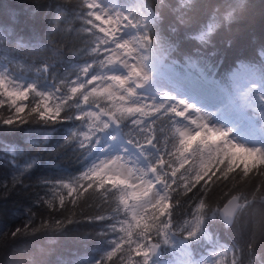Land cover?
Wrapping results in <instances>:
<instances>
[{
  "label": "trees",
  "instance_id": "trees-1",
  "mask_svg": "<svg viewBox=\"0 0 264 264\" xmlns=\"http://www.w3.org/2000/svg\"><path fill=\"white\" fill-rule=\"evenodd\" d=\"M114 1L128 9L138 37L151 42L166 75L176 81V74L211 72L216 87L191 90L193 95L227 101L236 110L235 122L264 144L262 116L242 105L233 79L245 66L264 91V0ZM91 11L85 0H0V66L31 86L60 95L55 104L63 107L55 121L33 114L13 124L3 122L15 114L13 107L0 108V264H108L106 254L123 237L120 223L131 217L121 187L111 183L91 193L74 213L70 204L59 207V195L66 192L60 182L79 178L96 151L83 138L90 122L85 109L109 107L96 96L85 103L87 88L79 94L71 91L76 79L100 73L107 65L102 33L88 22L94 19ZM40 100L33 88L26 103L31 107ZM136 117L111 121L123 139L145 146L167 191L147 208L152 213L136 233L147 228L145 238L161 245L164 259L170 252L162 226L179 230L196 217L200 229L195 237L180 231L191 260L199 263L223 252L234 257V264H264V165L253 161L255 168L242 175L248 164L234 160L228 177L208 192L192 183L201 171L198 151L181 165L175 121L182 117L169 109L155 110L146 114L145 126ZM162 158L166 164L158 163ZM234 194L243 204L228 224L219 210ZM161 201L165 212L157 207ZM96 216L104 218H89ZM117 264H129L127 254Z\"/></svg>",
  "mask_w": 264,
  "mask_h": 264
},
{
  "label": "snow or ice",
  "instance_id": "snow-or-ice-1",
  "mask_svg": "<svg viewBox=\"0 0 264 264\" xmlns=\"http://www.w3.org/2000/svg\"><path fill=\"white\" fill-rule=\"evenodd\" d=\"M87 7L91 9V17L89 24H94L95 28L103 33L101 37V43L107 46L111 43L109 38L115 39L116 32L119 30L122 24V19L117 14L116 16L109 15L108 10L102 7L98 0H85ZM98 22V23H97ZM203 39V36H201ZM119 47L125 52L130 54L131 47L128 41H124L119 44ZM111 55L107 57V63L113 64L117 61L122 63L128 68V75L112 77L96 76L92 83L77 84L71 89L73 94H79L83 92L85 88L89 91L84 92L83 99L87 103L94 96L102 98L109 102V107L101 108L100 113L86 112L85 116L93 118L90 128H95L97 125L95 121L100 118L101 114L109 116L113 121L119 122V117L128 116L143 111V106L140 104H134L131 97L136 95V88L132 87L133 80L136 81L137 86L143 84L148 77L143 71V68L139 64H129L127 60H124L121 54L114 49H109ZM264 55V53H261ZM88 67H85L83 71L88 72ZM250 69L245 66L234 73L233 79L243 80ZM219 76V72L216 73ZM110 79L112 83H105ZM176 82L186 85L188 88L195 92H201L205 89L216 87V79L212 77V73L207 75L195 74L193 76H187L185 74H176ZM33 87L25 90L22 87H13L6 77L0 76V108H3L5 104H9L14 109V115H10L7 119H4L5 124H13L17 121L23 122L31 117L33 114L38 115L45 120H57L60 117L62 106L60 104H52V95L50 93H40L41 100L34 106L29 107L26 101L29 98ZM169 99H172L169 97ZM187 107L196 112V115H189L183 109ZM169 110L177 114L180 117H186L192 128H177L176 132L179 136L177 143V153L180 156L181 165L188 161L189 155H195L199 150L201 154V171L197 174L192 183L203 185L205 190L211 192L213 185L222 179H226L229 173L235 168V157H229L228 149L235 148L240 151H247L252 156L247 158L248 167L241 171L242 175H246L251 172L256 164L253 162L252 157L257 158V162L260 165H264V149H248L243 145L236 144V142L228 139V131L217 128L208 122L207 117L203 115L200 110L193 107L191 103L186 100L173 103ZM159 113V110H156ZM147 114V113H145ZM139 122V121H138ZM104 127H107V122L104 123ZM93 133L85 132L84 136L90 141V137ZM151 143V139L147 140ZM121 157L117 156L112 159L102 160L98 164L93 165L87 171L83 172L79 178L74 181H61L62 189H66V192L59 195V207L66 208L70 204L72 206L73 213L77 208L85 202L91 193L97 190H104L106 185L111 183L112 185H125L132 187L134 191L131 196H124L122 198L124 206H129V200L133 198H140L144 194L148 193L152 188V181L146 180L143 177L140 178V183L133 185L132 181L120 171ZM159 164H166L167 161L163 158L158 162ZM151 171L158 172L157 166H153ZM59 192V190H58ZM53 202L50 201V205ZM226 203L231 207L225 208V215L231 217L235 210L239 207L234 203V198L226 199ZM205 205L202 204L201 207ZM157 207L160 212H165L167 209L161 201ZM133 217L136 221V227H139L143 222V217L136 214L133 210ZM94 219H103V216L89 217ZM71 222V220H69ZM57 221V225H59ZM124 232V236L118 241L115 247L106 254L108 264H117L122 257L127 254L129 257V264H148L150 254L156 249L157 245L153 244L149 247L146 243L136 241L134 237V231L132 225H126L121 228ZM148 229L144 228L140 233L141 235H147ZM194 234V233H190ZM135 257V259H131ZM143 258V259H141ZM96 264H105L104 260L97 261Z\"/></svg>",
  "mask_w": 264,
  "mask_h": 264
},
{
  "label": "rangeland",
  "instance_id": "rangeland-1",
  "mask_svg": "<svg viewBox=\"0 0 264 264\" xmlns=\"http://www.w3.org/2000/svg\"><path fill=\"white\" fill-rule=\"evenodd\" d=\"M98 3L108 10L109 15L119 16L122 19V24L119 30L116 32L115 39L109 38L111 43L107 46L100 43L102 50L106 52L105 61L107 63V57L111 55L109 49H114L119 52L124 60H127L129 64H139L148 79L141 85L137 86L135 80H133L131 86L136 88V95L131 97L134 104H140L143 106V111L132 114L137 116L136 121L140 122L142 126L146 125L145 113H149L155 110L169 109L173 103L186 100L193 105L197 110H200L205 117H207L210 125L222 128L228 131V139L236 142V144L243 145L248 149H264V144L256 141L253 136V132L248 130L245 126L235 122V108L226 104L222 99H199L195 97L191 92L192 89H188L186 85L180 84L174 81L170 76L166 75L159 67L155 56L152 53L151 42L148 39L140 38L135 30V23L130 17L127 8L120 7L114 0H98ZM103 36V33L101 37ZM100 37V42H101ZM128 41L131 47L130 54L125 52L119 47V44ZM128 68L119 61L109 64L107 63L105 69L100 73H90L85 79L78 78L74 81L73 86L77 84H85L92 82L96 76L112 77L113 75L121 76L128 75ZM0 76L6 77L13 87H22L25 90L32 87L25 81L13 77L7 70L0 66ZM236 96L242 102V105L248 106L255 110L256 115H261L264 121V91L260 87V84L255 77L248 72L243 80H235ZM105 83H112L110 79ZM38 93H50L52 95V104L59 102L60 95H56L49 90H41L37 87H33ZM85 91H89L86 89ZM171 97L172 99H169ZM42 98V97H41ZM229 103V102H228ZM109 106V102H108ZM242 109L240 105L235 107ZM101 109L91 107L85 109L87 112L100 113ZM189 115H196V112L190 108L185 107L183 109ZM89 125L92 124L93 118L89 117ZM107 122L108 126L104 127V123ZM96 127L90 128L88 125L87 130L83 131V138L88 141L84 133L90 132L93 135L90 137L89 143L95 148L94 157L88 166V169L95 164H98L102 160L112 159L114 157H121L120 171L127 176L133 185L140 183V178L143 177L146 180L152 181V188L148 193L142 197L129 200V210L131 211V217L122 220L121 227L126 225H132L136 228V221L133 217V210L137 215L142 216L143 223H146V216L151 211L147 208L151 207L158 200L160 196L162 199L166 197V186L163 180L159 176V172L151 171L153 165L148 159V151L145 146L133 144L130 141H126L122 138L119 131L114 130V125L111 118L107 115L101 114L100 118L95 121ZM186 117L177 118L175 121V128H192ZM199 155L200 152L197 150ZM230 157H235L237 162L247 164V158L252 156L250 152L240 151L235 148L228 149ZM202 158V157H201ZM253 161H257L256 157H252ZM201 162V161H200ZM122 189V197L131 196L134 189L129 186L119 185ZM140 224V225H141ZM199 222L196 217L188 220L183 227L179 230L171 231L166 225L162 226V235L165 239V244L169 248L170 256L162 259L152 260L153 264H234V257H230L228 253L213 252L211 257L202 258L199 263L190 259L187 248L183 247V240L180 231H184L185 236H196L199 233ZM139 232V231H137ZM136 233L134 231V239L146 243L149 247L155 241H149L145 236ZM190 233H194L191 234ZM124 232L122 236H124ZM150 243V244H149ZM162 254V247H161ZM228 254V255H227ZM229 258V261H228ZM151 260V258L149 257Z\"/></svg>",
  "mask_w": 264,
  "mask_h": 264
},
{
  "label": "water",
  "instance_id": "water-1",
  "mask_svg": "<svg viewBox=\"0 0 264 264\" xmlns=\"http://www.w3.org/2000/svg\"><path fill=\"white\" fill-rule=\"evenodd\" d=\"M230 198H234V203L238 204L239 207L235 210L234 214L231 217H227L225 215V208L226 207H231L230 204H227L226 202L221 206L219 212L221 217L224 219V221L228 224L233 223L238 211L240 210V208L242 207V200L240 198V196L238 194H234L232 195ZM155 245H157L156 249L150 254V257L152 260H157L161 257V245L159 243H153ZM152 244V245H153Z\"/></svg>",
  "mask_w": 264,
  "mask_h": 264
},
{
  "label": "bare ground",
  "instance_id": "bare-ground-1",
  "mask_svg": "<svg viewBox=\"0 0 264 264\" xmlns=\"http://www.w3.org/2000/svg\"><path fill=\"white\" fill-rule=\"evenodd\" d=\"M150 241V240H149ZM150 244V243H149Z\"/></svg>",
  "mask_w": 264,
  "mask_h": 264
}]
</instances>
